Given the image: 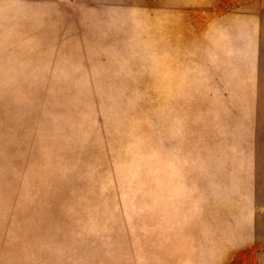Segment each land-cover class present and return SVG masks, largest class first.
Masks as SVG:
<instances>
[{"label": "rangeland", "instance_id": "374dc122", "mask_svg": "<svg viewBox=\"0 0 264 264\" xmlns=\"http://www.w3.org/2000/svg\"><path fill=\"white\" fill-rule=\"evenodd\" d=\"M261 9L0 0V264H264Z\"/></svg>", "mask_w": 264, "mask_h": 264}, {"label": "crops", "instance_id": "0c3cea01", "mask_svg": "<svg viewBox=\"0 0 264 264\" xmlns=\"http://www.w3.org/2000/svg\"><path fill=\"white\" fill-rule=\"evenodd\" d=\"M212 8H216V6L215 5H212L210 2L208 3V11L210 12L211 10H212ZM215 11V10H214ZM240 11V10H239ZM238 11V12H239ZM222 11H219V14L221 13ZM224 18L223 19H229L228 18V15L226 14V11H224ZM259 14H260V16H261V18H258L256 15H257V10H253L252 11V16H256V17H251V18H249V20H264V12H263V10L261 9L260 11H259ZM231 15V17H230V19L231 20H240L242 17H241V14L240 13H232V14H230Z\"/></svg>", "mask_w": 264, "mask_h": 264}]
</instances>
